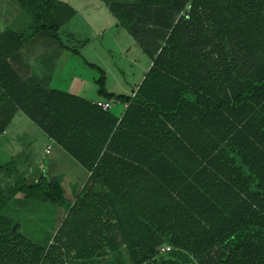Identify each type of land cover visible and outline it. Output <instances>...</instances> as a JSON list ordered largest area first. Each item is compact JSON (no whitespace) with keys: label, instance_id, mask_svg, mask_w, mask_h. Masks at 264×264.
<instances>
[{"label":"trees","instance_id":"obj_1","mask_svg":"<svg viewBox=\"0 0 264 264\" xmlns=\"http://www.w3.org/2000/svg\"><path fill=\"white\" fill-rule=\"evenodd\" d=\"M101 1L152 62L132 94L90 63L121 114L25 61L66 47L69 2L16 0L28 31L0 30V134L22 110L89 172L49 243L0 223V264H264V0ZM19 189L66 202L47 172Z\"/></svg>","mask_w":264,"mask_h":264},{"label":"rangeland","instance_id":"obj_2","mask_svg":"<svg viewBox=\"0 0 264 264\" xmlns=\"http://www.w3.org/2000/svg\"><path fill=\"white\" fill-rule=\"evenodd\" d=\"M70 1L76 6H80L83 20L94 17L101 18V27L96 28L94 24L95 27L88 30L79 26L78 33L81 35L79 37L88 38L85 45L83 42L75 43L74 49H77L79 53L74 51L53 53V56L47 57L48 60H42L45 69L40 58H37V55L33 53L26 55V63L36 73L48 76L50 78L48 84L51 87L61 88L88 99L98 100L100 97L97 93L96 80L100 74L90 66V63H93L105 70L109 91L132 93L149 69L150 58L141 49L136 39L124 27L118 25L117 19L109 9L105 7V14H100L99 9L92 4V0ZM29 24L28 14L19 7L16 0H0V29L10 27L27 32ZM69 26L67 24L60 30V36L63 40H68L65 32ZM49 43L51 47L43 49H49V52L52 49L54 51L56 44L54 41H49ZM111 109L120 114L124 109V104L114 103ZM20 113L24 120L35 126L42 134L41 137L32 135V137L20 141V145L25 147V153L22 154L20 160L21 169L27 171L28 174L32 169H35L36 173L47 172L53 177L59 178L66 189L69 186L81 184L83 181L81 180L82 171L84 172L85 168L69 153H65V158L59 156L58 152L46 154L44 149L47 142H50L49 137L25 113L22 111ZM50 143L56 146L54 142ZM27 155L30 158L25 159ZM41 206L50 205L43 203ZM48 210L52 209L47 207H39L35 211L31 209L26 213V217L28 218L30 215L43 217V221L49 220L45 225L50 227L54 225V213H49ZM38 222L40 220L37 221V224H39ZM28 225L33 227L34 223ZM29 234L39 243L45 244L48 241L44 232H31Z\"/></svg>","mask_w":264,"mask_h":264},{"label":"crops","instance_id":"obj_3","mask_svg":"<svg viewBox=\"0 0 264 264\" xmlns=\"http://www.w3.org/2000/svg\"><path fill=\"white\" fill-rule=\"evenodd\" d=\"M63 1L69 2L76 9V14L67 23L68 25H70L68 30L65 32L68 37V40L62 39L66 47L60 48L58 45H56V48H54V51L52 49L49 52L48 51L49 49H43V48H46V47L50 48L51 44L48 42H42V43L30 44V46H28L27 49H25V52L27 50L28 52L33 53L34 55H37V58H40V62L42 63H43L42 60H45V61L48 60L47 58L48 56H53L54 55L53 53L57 54V52H60V51L61 53L66 52V51L67 52L73 51V49L75 48V43L77 42H80V43L83 42V45H85L86 40H88V38L82 39V37H79L81 36L78 33L79 26H81L82 28H86L88 30L93 29L95 25H96V28L101 27L100 26L101 18L94 17V18H89L87 20L86 19L83 20L82 12L80 11V6L78 5L76 6L70 0H63ZM92 4L95 6V8L99 9L100 14H105V9L107 8V6L101 0L100 2L99 0H92ZM0 30H3V29H0ZM106 85H107V81H106ZM132 93H125V94H132ZM90 100L95 101L94 99H90ZM114 103H120V102L113 101V104ZM126 107H127V104H124V109L122 110V112L125 110ZM20 111L22 110H19L15 114V116L13 117L9 125L6 127L4 132L0 134V157H1L0 162L2 163V166L0 167V223H2L4 226H9V227L14 226V228L19 233L24 234L30 238H32L29 234L31 232H36V233L44 232L48 240L47 243H49L52 240L55 233L57 232L65 215L67 214L66 205L69 202L73 203L77 199L78 196H82V191L86 184V180L88 178L89 172L84 167L85 171L84 172L82 171V179H81L83 181L79 185L78 184L72 185V186H69L68 189H66L64 185L62 184L64 191H65V195H67L66 202L62 204H58V205L49 204L50 206H41L43 205L42 202H38L36 200H31V199H26L23 193L20 192V189H19L20 184L27 180H34L38 176V173H36L35 169H32L30 171V174H28L27 171L21 169L20 160H21L22 154L25 153V147L20 145V141L25 140L27 137H32V135L41 137L42 134H40L39 130H37L35 126H32L26 120H24V118L21 116ZM22 112L25 113L24 111ZM33 123L36 125L34 121ZM49 141L54 142L56 146L52 145V143L50 142H47L45 149H44L45 153L53 154V153L58 152L59 156H61L62 158H65L66 157L65 153L67 152L59 144H57L53 139L49 138ZM49 145H50V150L49 152H47V148ZM28 158H30L29 155L25 157V159H28ZM52 205L54 206V208H51L53 207ZM39 207H47L48 209H52V210H48V212L54 213V225L47 227L45 224L48 223L49 220L45 219L46 221L44 220L45 221L44 222L43 217H37L36 215L34 216L30 215L28 218L26 217L27 215L26 213L28 212V210L33 209L35 211ZM39 220L40 222H38L39 224H37V221ZM29 223H34V226L31 227L30 225H28Z\"/></svg>","mask_w":264,"mask_h":264},{"label":"built area","instance_id":"obj_4","mask_svg":"<svg viewBox=\"0 0 264 264\" xmlns=\"http://www.w3.org/2000/svg\"><path fill=\"white\" fill-rule=\"evenodd\" d=\"M94 103L97 104L98 106L102 107L103 109H110L113 105L112 100H106V99H102V98L95 100ZM49 150H50V145L47 148V152H49ZM169 249H170L169 246L161 248L162 251L169 250Z\"/></svg>","mask_w":264,"mask_h":264}]
</instances>
